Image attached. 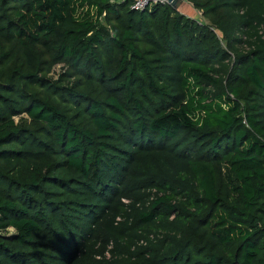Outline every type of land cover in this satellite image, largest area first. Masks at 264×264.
I'll list each match as a JSON object with an SVG mask.
<instances>
[{
    "label": "trees",
    "instance_id": "1",
    "mask_svg": "<svg viewBox=\"0 0 264 264\" xmlns=\"http://www.w3.org/2000/svg\"><path fill=\"white\" fill-rule=\"evenodd\" d=\"M186 1L0 0V264H264V0Z\"/></svg>",
    "mask_w": 264,
    "mask_h": 264
},
{
    "label": "rangeland",
    "instance_id": "2",
    "mask_svg": "<svg viewBox=\"0 0 264 264\" xmlns=\"http://www.w3.org/2000/svg\"><path fill=\"white\" fill-rule=\"evenodd\" d=\"M126 0H113L115 3H121ZM166 3V2H165ZM177 9V11L183 15H185L188 18L194 19L202 24H209L208 20L202 16V14L195 10L194 7L187 2L186 0H178L177 5L174 7ZM218 36H220L219 33H217ZM65 69L62 65H57L53 68V70L47 75V78L51 81H57L59 79V76L63 74ZM19 118H16V122ZM12 230L8 231V234H12Z\"/></svg>",
    "mask_w": 264,
    "mask_h": 264
},
{
    "label": "built area",
    "instance_id": "3",
    "mask_svg": "<svg viewBox=\"0 0 264 264\" xmlns=\"http://www.w3.org/2000/svg\"><path fill=\"white\" fill-rule=\"evenodd\" d=\"M151 3H157V2L148 1V0H133V5L131 8L133 10H143L145 7H147Z\"/></svg>",
    "mask_w": 264,
    "mask_h": 264
},
{
    "label": "water",
    "instance_id": "4",
    "mask_svg": "<svg viewBox=\"0 0 264 264\" xmlns=\"http://www.w3.org/2000/svg\"><path fill=\"white\" fill-rule=\"evenodd\" d=\"M148 1H155V2H166L171 7H175L178 3V0H148Z\"/></svg>",
    "mask_w": 264,
    "mask_h": 264
}]
</instances>
